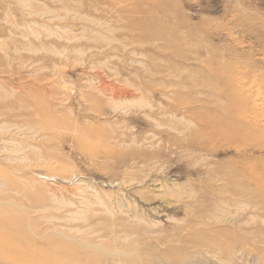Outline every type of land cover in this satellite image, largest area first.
<instances>
[{"label":"rangeland","instance_id":"rangeland-1","mask_svg":"<svg viewBox=\"0 0 264 264\" xmlns=\"http://www.w3.org/2000/svg\"><path fill=\"white\" fill-rule=\"evenodd\" d=\"M262 91L264 0H0V264H110L218 223L263 254ZM236 120L260 131L239 156L207 134ZM236 161L257 181L224 183ZM233 186L247 206L216 221Z\"/></svg>","mask_w":264,"mask_h":264},{"label":"bare ground","instance_id":"bare-ground-1","mask_svg":"<svg viewBox=\"0 0 264 264\" xmlns=\"http://www.w3.org/2000/svg\"><path fill=\"white\" fill-rule=\"evenodd\" d=\"M112 93H115V92H112ZM256 95L258 98L259 93L257 92ZM256 95H254L252 98L253 99L256 98ZM262 100L264 99L261 98V101ZM241 104H242V101H241ZM245 116L246 115L239 117L240 122L242 121V118H244ZM247 118L251 119V117L248 115H247ZM239 120H236L238 121L237 122L238 128L235 130H229V129L214 130L215 128L211 126L210 129L212 130V132H207L208 135H211V139H215V138L216 140L220 139V142L222 144L225 143L226 146H229V147L232 146V148L234 147L235 153L237 155L240 154L239 152L241 148L239 147L240 145H237L235 143L246 141L249 138H257L258 133L260 132L257 127L253 126V124H250V127L247 129L245 127L243 128V123H241L242 124L241 126ZM218 123L223 124V120H219ZM262 126H264V124ZM263 143L264 142H261L260 149H261V146L264 148ZM194 146L198 147L199 149L204 148V145L200 144L199 141L191 140L190 147L194 148ZM259 175L260 173L258 172V169L256 168V165L254 164V162L253 163H249V162L242 163V162L236 161L234 162V165H232L231 168L225 169L223 172H221L220 178H222L224 183L225 181L227 182L228 180L233 185H235L236 183L238 184L242 178L247 179L250 183L251 182L254 183V181H257V179L259 178ZM238 188L239 187L233 186V190L231 191L232 192L231 197L233 198L232 200L231 199L228 200L227 197L224 198L221 205L218 207L219 213L213 215L216 217V221H218V219L219 220L222 219L221 220L222 222H228V220H231L230 217L235 215V214H229V213H233L232 211L234 210H236V212L234 213H237L241 209L242 206H247V203L241 200L242 192L240 193L237 190ZM161 189H164V188H161ZM246 192L249 193L250 191L248 192L247 190ZM227 201L230 204H228ZM260 202L264 203V197L260 200ZM260 205H261V208L264 209V205L263 204H260ZM256 207H257V204H254L253 208H256ZM229 209H233V210L231 211ZM6 216H10V215H6ZM12 220L14 219H11V221ZM218 225L216 226L214 224H210L208 226L209 228H206V231H202V232H194V231L191 232L190 229L185 230L184 228L183 231L185 232L186 235L184 236L183 234L179 236L172 235L169 240V241H175L177 245L179 244L177 247L170 245V246H167L166 249H164L162 247L167 245L166 240L155 238L154 244L149 247H145L144 250H138L136 247L132 248L131 246V247H125L126 248L125 250H120L118 252L113 251L110 253V254L113 253V256L110 257V261H112L110 264H235L237 261L239 262L240 260H242L243 259L242 257H244V260L246 261L251 260L254 262V264H258V261L263 259L262 257H264V253L260 255L259 252L257 253V251L253 248L249 250L245 248L246 247L245 245H247L248 240L255 239V235L257 237L261 235L259 231L254 230L252 232H247V233L243 232L241 235L239 225L237 224H236L237 226L235 225L233 227H226L224 229H223V226L219 227ZM219 228H221V230H219ZM145 243H147V241ZM4 247L6 248L8 246H4ZM13 249L14 248H12L11 250ZM13 252L15 251L13 250ZM247 255L251 258H248ZM77 257H80V256H77ZM234 257H236V259L238 258V260L235 259L236 260L235 262L233 260ZM30 260L33 261L32 258ZM99 260L101 261L102 259H99ZM238 262L236 264H238Z\"/></svg>","mask_w":264,"mask_h":264}]
</instances>
